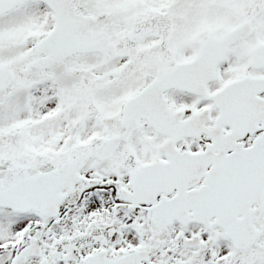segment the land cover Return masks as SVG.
Instances as JSON below:
<instances>
[{
    "label": "snow or ice",
    "instance_id": "6c2138e0",
    "mask_svg": "<svg viewBox=\"0 0 264 264\" xmlns=\"http://www.w3.org/2000/svg\"><path fill=\"white\" fill-rule=\"evenodd\" d=\"M0 264H264V0H0Z\"/></svg>",
    "mask_w": 264,
    "mask_h": 264
}]
</instances>
